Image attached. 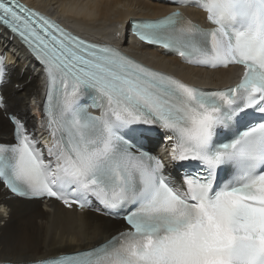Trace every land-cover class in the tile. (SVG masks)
I'll use <instances>...</instances> for the list:
<instances>
[{
	"label": "snow or ice",
	"instance_id": "snow-or-ice-1",
	"mask_svg": "<svg viewBox=\"0 0 264 264\" xmlns=\"http://www.w3.org/2000/svg\"><path fill=\"white\" fill-rule=\"evenodd\" d=\"M175 2L204 11L211 27L174 12L133 21V36L188 63L243 65L235 86L192 87L79 39L17 0H0V26L45 73L51 136L45 155L11 114L0 184L14 196L54 198L125 226L35 264H264V0ZM4 75L0 55V81ZM157 128L170 133L171 171L147 147Z\"/></svg>",
	"mask_w": 264,
	"mask_h": 264
},
{
	"label": "bare ground",
	"instance_id": "bare-ground-1",
	"mask_svg": "<svg viewBox=\"0 0 264 264\" xmlns=\"http://www.w3.org/2000/svg\"><path fill=\"white\" fill-rule=\"evenodd\" d=\"M21 1L59 19L77 33L97 42L106 41L119 46L144 64L172 74L188 84L224 87L239 73L236 67L217 71L187 67L174 56L164 55L159 49L138 43L130 34L128 22L156 19L167 14L171 8L161 0ZM183 11L193 21L204 23L205 15L200 11L192 8ZM0 49L5 52L8 62L0 87V95L6 104V107L0 108V137L4 136L0 142H8L12 136V126L7 120L9 114L23 121L30 133L35 132L41 68L1 28ZM169 147L168 144L156 147L166 165L171 151ZM168 169L171 171L170 165ZM123 228L121 222L73 206L67 207L54 201L14 198L0 184V263L34 262L52 256L57 249L73 252L78 248H88L104 242Z\"/></svg>",
	"mask_w": 264,
	"mask_h": 264
},
{
	"label": "rangeland",
	"instance_id": "rangeland-1",
	"mask_svg": "<svg viewBox=\"0 0 264 264\" xmlns=\"http://www.w3.org/2000/svg\"><path fill=\"white\" fill-rule=\"evenodd\" d=\"M5 120V119H4ZM5 123H6V126H7V128L9 129V127H8V123L5 121ZM9 131H10V129H9ZM9 131H8V134H9ZM7 134V135H8ZM7 135H5V136H7ZM1 137H3V138H1ZM0 138V141H3L4 140V136H1ZM9 141H10V139H9Z\"/></svg>",
	"mask_w": 264,
	"mask_h": 264
}]
</instances>
